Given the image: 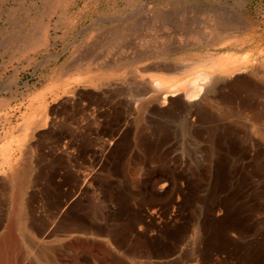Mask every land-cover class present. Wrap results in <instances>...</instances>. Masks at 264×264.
<instances>
[{"label": "rangeland", "instance_id": "1", "mask_svg": "<svg viewBox=\"0 0 264 264\" xmlns=\"http://www.w3.org/2000/svg\"><path fill=\"white\" fill-rule=\"evenodd\" d=\"M64 1L0 0V264H264V189L242 177L264 151V0ZM227 51L247 56L233 74L211 67ZM99 61L179 91L146 113L126 103L133 85L111 98ZM152 118L167 120L162 149L139 139ZM75 217L90 232L65 231Z\"/></svg>", "mask_w": 264, "mask_h": 264}, {"label": "bare ground", "instance_id": "2", "mask_svg": "<svg viewBox=\"0 0 264 264\" xmlns=\"http://www.w3.org/2000/svg\"><path fill=\"white\" fill-rule=\"evenodd\" d=\"M46 1V0H43ZM48 1V0H47ZM57 1V0H56ZM60 2H62V0H59ZM64 1V0H63ZM70 1V0H69ZM65 2V1H64ZM54 3V2H53ZM58 3V2H57ZM63 3V2H62ZM48 4V2L46 3ZM67 4V3H66ZM42 5V4H41ZM52 5V4H51ZM44 6V5H43ZM56 6V5H55ZM58 6V5H57ZM48 7V6H47ZM63 7V6H62ZM43 8V7H42ZM41 8V9H42ZM60 8V6H59ZM17 9V8H16ZM21 8H19L20 10ZM23 9V8H22ZM30 9V8H29ZM46 8L44 7L43 10H45ZM26 10V9H23ZM58 10V9H57ZM17 11V10H16ZM40 11V9L38 10ZM21 12V11H20ZM25 14V11H23ZM44 12V11H43ZM10 13V12H9ZM19 13V12H18ZM29 13V12H28ZM11 14V13H10ZM23 14V15H24ZM27 14V13H26ZM44 14V13H43ZM22 15V16H23ZM36 15V14H35ZM46 15V14H45ZM60 16V15H59ZM37 17V16H36ZM43 17V16H42ZM40 18V17H39ZM44 18V17H43ZM30 19V18H29ZM32 19V18H31ZM230 19V18H229ZM17 20V19H16ZM19 21V20H18ZM23 22V21H22ZM41 22V21H40ZM26 23V22H25ZM39 23V22H38ZM44 23V22H43ZM136 23V22H135ZM28 24V23H26ZM154 25V24H153ZM185 25V24H184ZM244 26V25H243ZM149 27V26H148ZM15 28V27H14ZM19 28V27H18ZM26 29V28H25ZM11 30V29H10ZM19 30V29H17ZM38 30V29H37ZM44 30V29H43ZM15 32V31H14ZM118 32V31H117ZM16 33V32H15ZM43 33V32H42ZM46 33V32H45ZM141 33V32H140ZM14 34V33H13ZM17 34V33H16ZM114 34V33H113ZM112 34V35H113ZM149 35V34H148ZM15 36V35H14ZM43 36V34H42ZM117 35H115L116 37ZM20 37V36H19ZM149 37V36H148ZM8 38V37H7ZM30 38V37H29ZM119 38V37H118ZM141 38H143V35L141 36ZM14 41V40H13ZM113 41V40H112ZM8 42V41H7ZM10 42V41H9ZM12 42V41H11ZM34 42V41H33ZM41 42V41H40ZM148 43V42H147ZM12 44V43H11ZM34 44V43H33ZM10 46V44H9ZM112 48V47H111ZM228 52V51H227ZM212 53V52H211ZM139 54V53H137ZM208 54V53H207ZM206 54V55H207ZM81 58V57H80ZM137 56L134 57V59L137 60ZM133 59V58H132ZM247 56L245 54H238L235 52H228L226 54H218L215 57H212V63H211V67L214 70H220L223 73L226 74H233L235 73L238 69H240V64L242 62L247 61ZM128 61V60H127ZM254 62V61H253ZM97 63V62H96ZM98 69L102 68L103 70H100L99 72V76L102 79H106V81L103 82H99L101 85H105V87L107 88L106 91H108L111 96V98L114 100L118 99L119 100V92L121 90V88H123L122 86L126 85H133V94L132 96L128 97L126 100V103L129 105H131V101L132 100H137L138 102H140V104H144L146 109L145 112L148 113L152 110H157L159 109V107L164 106L167 102L170 101L171 96L176 95L178 93V89L179 88H175V89H170L169 86L171 87L172 84H174L176 81L178 82V80L180 79L179 77L175 76V77H167L164 75H157V74H149V76L144 77V74L140 72V70L138 71V69L136 70V72L134 73V76H132V79L129 81L127 80V72H124L125 70H121L122 65L119 64H123V61H99L98 62ZM71 65V64H70ZM101 65V66H100ZM149 65V64H147ZM90 67V66H89ZM88 67V68H89ZM104 67V68H103ZM202 67V66H200ZM96 68V67H95ZM146 68H154V69H158V68H176V66L174 64H167V63H162V64H151L149 66H147ZM142 69V68H141ZM144 69V68H143ZM96 71V70H95ZM94 71V72H95ZM98 71V70H97ZM93 72V75H94ZM88 74L92 72H87ZM163 73V72H161ZM90 75V74H89ZM88 75V76H89ZM199 74L197 73V75H192V77L190 79H188V84L190 87H188L187 83H183L181 82V84H183V87L186 88V91H189V95H195V93L192 92V88L194 87L193 85H196V77ZM219 75V74H218ZM92 76V75H91ZM243 79V78H240ZM80 80V79H79ZM101 81V80H99ZM238 81V80H237ZM92 82V81H91ZM90 82V83H91ZM179 83V82H178ZM238 83V82H237ZM180 84V83H179ZM94 85V84H93ZM198 85V89L201 88V84L197 83ZM182 87V86H180ZM182 87V88H183ZM196 88V86L194 87ZM249 88V84H245L243 83L240 86V90L237 93V95L241 94L244 91H248L247 89ZM252 88V87H251ZM239 89V88H238ZM207 90V89H206ZM251 89H249L250 91ZM105 91V92H106ZM252 91V90H251ZM122 93V92H121ZM131 94V93H130ZM162 94V95H161ZM104 95V94H103ZM261 99L264 98V90L259 94ZM190 97V96H189ZM207 99V98H206ZM211 100V99H210ZM177 101V107L174 109L176 111H178V113H181V111L183 110H187L189 112L193 114L196 113V108L192 107L193 105L191 104H187L185 101H183L182 99H180V97H178ZM243 101V99H242ZM123 102V101H122ZM115 103V102H114ZM261 103V102H260ZM125 104V103H124ZM242 104L245 106L246 102H242ZM255 104V103H254ZM263 104V103H262ZM77 105V104H76ZM117 104H114V106ZM257 107V106H256ZM251 108V107H250ZM249 108V109H250ZM116 110V109H115ZM117 111V110H116ZM115 111V112H116ZM259 111V110H258ZM160 112V111H159ZM162 113V112H161ZM118 115V113H117ZM153 115V114H152ZM145 116V115H144ZM91 117V116H90ZM255 117H256V121H257V125L260 124L262 126V128H264V111L263 112H257L255 113ZM228 118V117H227ZM139 119V118H138ZM150 119V118H149ZM119 120V119H118ZM153 120V121H152ZM151 122H152V128L148 129V130H144L143 132L138 133L139 134V139H149L151 141V143H153L155 148H164V140L166 138L169 137V130L166 129L164 126V122L167 121L165 120L164 122H160L159 120H155L152 118ZM234 120V119H233ZM80 121V120H79ZM253 121V122H256ZM148 123V122H147ZM150 123V122H149ZM166 123V122H165ZM124 124V123H123ZM140 125V124H139ZM76 127V126H75ZM147 127V126H146ZM77 128V127H76ZM248 128V127H247ZM260 128V126H259ZM250 130V129H249ZM260 132V131H259ZM251 133V131H250ZM259 135L261 133H258ZM263 134V133H262ZM264 135V134H263ZM137 136V135H136ZM250 136V134H249ZM254 136V135H253ZM256 137V136H254ZM263 137V136H262ZM117 138L115 136H111L110 140L108 143L112 142V140H116ZM169 139V138H168ZM227 139V138H226ZM224 140V139H223ZM108 141V140H107ZM139 141V140H138ZM108 143H106L103 148H102V156H105V148H107ZM235 143V142H234ZM254 143V142H253ZM112 144V143H111ZM146 144V143H145ZM163 144L164 146L162 147L161 145ZM244 144V143H243ZM256 146L259 147V143L258 141H256ZM253 145V144H252ZM250 146V145H249ZM170 147V146H169ZM245 148V147H244ZM261 148V147H260ZM254 149V148H253ZM252 149V150H253ZM159 150V149H158ZM246 150V149H245ZM260 150V149H259ZM258 151V149H257ZM247 152V151H246ZM253 153V152H252ZM2 156L4 157V160L8 159V146H4L2 147V151H1ZM253 155V154H252ZM52 156V155H51ZM245 157V156H244ZM231 159V158H230ZM7 161V160H6ZM254 162L257 163L259 167L254 168V169H249V168H245L244 166L242 168H244L242 177H244V175H248L250 173V177H256L257 179L255 180V183L253 182V185L255 186L256 189H264V151H259L255 154L254 156ZM259 168V169H258ZM229 172H236V165L233 164V162L229 163ZM257 171H256V170ZM17 170H15L16 172ZM155 171V170H154ZM153 172V171H152ZM18 173V172H16ZM23 174V173H22ZM153 175V173H151ZM241 174V172H240ZM231 175L233 176L234 174L231 173ZM90 179L92 178V176H89ZM153 177V176H152ZM67 178V177H66ZM158 179H162V182H160L156 189L158 191L162 190L164 188V186L166 185L167 181V176L166 175H160ZM245 179V178H243ZM86 177L83 178V182H81L74 195H71L70 197H68L65 201L64 204L62 206V209H60V214L62 215L64 213V209L70 204H72V200L74 199V197L82 191V183H85L86 181ZM148 181H145V183H138L137 189L139 191H143V188L146 186ZM154 182V181H153ZM87 183V182H86ZM89 183V181H88ZM104 185V184H103ZM17 186V184H16ZM18 188V187H17ZM105 189V188H104ZM87 194V193H86ZM80 197V196H79ZM78 197V198H79ZM86 198V197H85ZM259 199V198H258ZM78 200V199H77ZM216 200V199H214ZM262 203L264 202L263 200H261ZM75 202L76 205V210L78 212L84 211V205L82 204V202H80V200L78 201H73ZM88 203V202H87ZM55 204V203H54ZM74 204V203H73ZM215 206H217L218 204H220V202L218 200L214 201L213 203ZM88 206V205H87ZM264 207V203L263 205H261ZM46 208V207H45ZM260 209V208H259ZM20 210V209H19ZM39 210V209H38ZM74 210V209H73ZM46 212V211H45ZM76 212V211H75ZM256 212V211H255ZM21 213V212H20ZM74 213V211H73ZM59 214V213H58ZM66 214V213H65ZM77 214V213H76ZM88 214V212H87ZM60 215V216H61ZM78 215V214H77ZM81 215V214H79ZM36 216V215H35ZM74 216V215H73ZM19 217V216H18ZM22 217V216H21ZM59 217V215L57 216ZM17 219V218H16ZM84 219V218H83ZM42 220V219H40ZM20 221V218H19ZM18 221V222H19ZM64 221V220H63ZM17 222V221H16ZM52 224V223H51ZM83 221L78 218L75 217V219L73 221L70 222L69 226L65 227V231H83V232H90V227H88V225H84ZM28 229V228H27ZM107 233V232H106ZM57 235V234H56ZM36 251V250H35ZM192 258V257H191ZM197 258V257H196ZM50 260V259H49ZM196 260V259H195ZM51 261V260H50Z\"/></svg>", "mask_w": 264, "mask_h": 264}]
</instances>
